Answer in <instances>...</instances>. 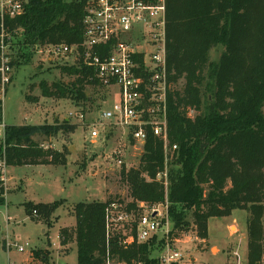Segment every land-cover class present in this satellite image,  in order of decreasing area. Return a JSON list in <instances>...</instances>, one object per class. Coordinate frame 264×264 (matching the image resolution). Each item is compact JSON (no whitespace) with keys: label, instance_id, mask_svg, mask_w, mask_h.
<instances>
[{"label":"trees","instance_id":"trees-1","mask_svg":"<svg viewBox=\"0 0 264 264\" xmlns=\"http://www.w3.org/2000/svg\"><path fill=\"white\" fill-rule=\"evenodd\" d=\"M83 5L29 0L23 14L5 17L4 23L10 30H21L16 41L25 58L35 45H80ZM165 6L168 160L163 141L148 132L138 165H121L120 178L131 200L118 201L137 217V203L150 206L166 199L171 226H182L191 211L202 240L210 218L244 210L247 264H264V0H165ZM215 45L223 51L213 61L208 51ZM61 72L72 80L51 85L41 81L44 97L70 98L82 106L90 99L86 87L100 85L80 55L74 64L61 66ZM74 129L67 120L60 125H8L0 160L6 167L66 165V150L45 149L34 137L70 134ZM165 168L166 189L156 180ZM58 201L27 203L25 210L39 212L49 225ZM111 201L76 203L75 226L59 229L60 245L75 243L77 264H104L107 258L156 264L162 244L158 236L127 247L118 244L117 236L106 241L104 215ZM4 202L0 180V205ZM32 256L41 262L48 257L41 251Z\"/></svg>","mask_w":264,"mask_h":264},{"label":"rangeland","instance_id":"rangeland-1","mask_svg":"<svg viewBox=\"0 0 264 264\" xmlns=\"http://www.w3.org/2000/svg\"><path fill=\"white\" fill-rule=\"evenodd\" d=\"M223 51L221 45L212 46L208 51L210 60H217ZM45 53L32 51L20 59L15 68L12 82L7 90L4 102V119L9 125L21 124H52L60 125L63 120L75 126L71 134L58 132L55 136H35L38 143L53 150H66L67 164L65 166H15L6 172L7 185L4 183L6 203L0 205V241L4 236L11 241L25 245V251L30 264H46L32 256L41 251L47 254L53 250V259L49 264H77L76 251L73 242L65 249L59 248L57 230L66 226H75L73 207L78 202L131 200L129 189L120 178V165L107 158L112 150H120L122 164L125 167H136L143 153V148L130 139L127 134L117 127H104L103 136L95 141L89 138L90 129L80 123L76 117L68 118V113L77 112L83 108L90 115L96 114L102 108H110L117 99V87L104 85L87 86L90 99L84 105H78L70 98L44 97L40 83L47 85L53 82L67 83L72 80L61 72V66H69L77 61L75 54L64 57H53L48 60ZM193 116L194 111H189ZM167 172V168L165 170ZM24 181V191H10L8 186ZM165 189L167 185L164 186ZM7 188V189H6ZM25 199L53 202L59 200L57 208L48 219L49 225L44 224L41 215L33 211L26 212ZM165 199L161 203L140 204L138 213L157 207L166 211L171 224L169 203ZM9 203V204H8ZM31 204H39L28 202ZM187 212V211H186ZM182 226L173 228V236L180 239L179 246L187 254L196 259V264H219L231 258V251L239 248L241 258L247 261L246 226L248 214L244 210H233L230 216L210 218L208 220L207 237L202 240L197 235L191 211L186 213ZM229 225V227H228ZM53 226V227H52ZM50 237L47 249L39 248L46 240L42 229ZM39 245V246H38ZM51 247V250L48 248ZM13 252L15 248H12ZM16 251V250H15ZM17 252V251H16ZM19 253V252H18ZM58 254H62L58 256ZM115 264V263H114Z\"/></svg>","mask_w":264,"mask_h":264},{"label":"built area","instance_id":"built-area-1","mask_svg":"<svg viewBox=\"0 0 264 264\" xmlns=\"http://www.w3.org/2000/svg\"><path fill=\"white\" fill-rule=\"evenodd\" d=\"M83 2V40L80 45H35L31 52L45 53L48 60L68 54L80 55L84 66L92 69L100 85L117 87V99L110 108H102L90 115L83 108L69 112L68 118L88 127L89 138L103 136L104 127L121 128L142 148L148 132L163 141L165 162L168 157L167 133V71H166V6L165 0H66ZM29 0H0V143L5 142L8 124L4 119V102L14 71L20 62L22 47L16 38L20 29H8L4 18L24 13ZM24 50V49H23ZM176 150L172 145L171 151ZM107 158L122 165L120 150H112ZM0 180L6 183V166L0 160ZM156 180L167 185V172L156 174ZM140 204H143L142 202ZM168 201L166 202L167 207ZM139 207V206H138ZM157 207L145 210L136 217L118 200L105 207V237L108 242L117 236L124 247L142 243L154 236L162 239L156 253V264H196L173 236V228L166 214ZM36 215V211H33ZM134 227V231H132ZM6 240L7 248L19 253L25 246ZM231 251V258L219 264H247L239 253ZM125 264L107 258L104 264ZM8 264H30L9 262Z\"/></svg>","mask_w":264,"mask_h":264},{"label":"crops","instance_id":"crops-1","mask_svg":"<svg viewBox=\"0 0 264 264\" xmlns=\"http://www.w3.org/2000/svg\"><path fill=\"white\" fill-rule=\"evenodd\" d=\"M9 125V124H8ZM71 134V133H70ZM38 137V136H37ZM35 140V138H34ZM43 144V143H41ZM43 146V145H42ZM45 149L49 147V145L47 146H43ZM58 151H61V150H58ZM67 164V163H66ZM38 165H44V166H51V164H38ZM23 166H34V165H23ZM37 166V165H36ZM52 166H56V165H52ZM61 166V165H60ZM65 166V165H63ZM11 167H15V166H9V167H6V171L9 170V168ZM7 173V172H6ZM7 176V175H6ZM7 179L8 177H6V183H7ZM5 183V184H6ZM24 181L23 180H20L19 183L17 184H14L13 186L9 187L8 186V190L6 191L7 193L10 192V191H24ZM7 185V184H6ZM7 189V188H6ZM4 199H5V195H4ZM28 202H33V203H51V202H42V201H35V200H30V199H25L23 201V204L24 203H28ZM5 203H6V199H5ZM9 204V203H8ZM233 212V211H232ZM53 227V226H52ZM66 227V226H64ZM229 227V225H228ZM63 228V227H61ZM60 228V229H61ZM49 232V229H46V228H43L42 229V232L45 233V232ZM58 231L57 230V235H58ZM46 235V240L44 241L43 244H40L39 248L41 249H47V243H48V240H50V237L48 236L47 233H45ZM58 237V236H57ZM9 239L8 237H5L4 236L1 238V241H0V264H8L9 262H24L25 260H27V255H23L21 253H18L14 250V252L12 251L13 249L12 248H7L6 246V240ZM58 242H59V238H58ZM68 245V244H67ZM66 245V246H67ZM66 246H61L60 243H59V248H62V249H65ZM50 250H51V247H48ZM73 250L76 251V245L75 243L73 242ZM46 253V252H45ZM47 254V253H46ZM62 254H58V256H60ZM47 261H46V264H49V262L53 259V250L50 251L49 254H47Z\"/></svg>","mask_w":264,"mask_h":264}]
</instances>
